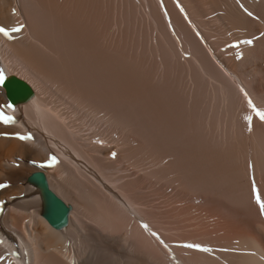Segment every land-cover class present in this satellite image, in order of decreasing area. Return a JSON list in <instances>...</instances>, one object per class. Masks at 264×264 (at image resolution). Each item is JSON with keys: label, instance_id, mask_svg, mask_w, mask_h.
Returning a JSON list of instances; mask_svg holds the SVG:
<instances>
[{"label": "bare ground", "instance_id": "6f19581e", "mask_svg": "<svg viewBox=\"0 0 264 264\" xmlns=\"http://www.w3.org/2000/svg\"><path fill=\"white\" fill-rule=\"evenodd\" d=\"M175 1L179 10L172 0H0L2 21L27 26L4 64L31 89L16 103L19 127L35 134L0 137L12 198L1 239L23 264H264L247 175L252 165L264 198V127L247 121L238 95L264 104V0L251 4L260 20L231 0ZM238 35L260 38L235 59L222 46ZM51 153L60 164L40 168ZM38 171L53 193L30 181ZM57 200L69 210L60 229L46 219ZM145 225L167 244L237 253L171 257Z\"/></svg>", "mask_w": 264, "mask_h": 264}, {"label": "water", "instance_id": "95a60500", "mask_svg": "<svg viewBox=\"0 0 264 264\" xmlns=\"http://www.w3.org/2000/svg\"><path fill=\"white\" fill-rule=\"evenodd\" d=\"M5 88L8 99L12 102L25 100L31 94V89L28 84L15 77L6 82ZM30 179L32 183H36L41 188H43L45 193H53L49 189V184L44 173L36 172ZM68 212V207L63 202L57 200L56 203H54L53 201H51L50 203H48L46 219L54 228L60 229L67 225Z\"/></svg>", "mask_w": 264, "mask_h": 264}, {"label": "snow or ice", "instance_id": "6c2138e0", "mask_svg": "<svg viewBox=\"0 0 264 264\" xmlns=\"http://www.w3.org/2000/svg\"><path fill=\"white\" fill-rule=\"evenodd\" d=\"M249 15H252V14L249 13ZM21 30H22L21 27H16V28L12 29V32H19ZM0 33H3L5 36L9 35V32L3 27H0ZM246 43L251 44L252 41L249 40V41H246ZM4 80H5V76L3 75V73H0V84H3ZM245 95H247V94H245ZM248 105H249V107H251L252 111L259 118L260 122L264 123V110L257 108L256 105L253 104V102L250 99L248 100ZM8 107L11 108L12 105H8ZM248 119H249V121H251V117H249ZM0 123H3L4 125H10V124L16 123V121L13 117L4 115L2 112H0ZM249 131H251V127H249ZM16 138L20 139L22 141L32 139L31 136H22L19 134H17ZM52 162H53V164L56 162L55 157L52 158ZM3 187H5V185L0 184V188H3ZM252 195H253V198H254L256 204L259 206L260 214L264 215V199L261 198V194H260L259 190L257 189L255 183H253V185H252ZM144 227L147 228V225H145ZM153 235H155V233H153ZM185 247L195 248V249L203 251V252L210 251V249H208V248H201L200 245H195V244H188V245H185Z\"/></svg>", "mask_w": 264, "mask_h": 264}, {"label": "rangeland", "instance_id": "374dc122", "mask_svg": "<svg viewBox=\"0 0 264 264\" xmlns=\"http://www.w3.org/2000/svg\"><path fill=\"white\" fill-rule=\"evenodd\" d=\"M256 18H257V17H256ZM256 18H253V19L256 20ZM257 19L260 20V18H257ZM256 22H257L258 24L260 23V22H258V21H256ZM260 27H261V26H260ZM250 34H251V33H250ZM231 35H234V34H231ZM261 36H263V33L261 34ZM256 38H260V37H259V36H256L254 39H256ZM246 69H247V67H246ZM250 69H251V68H249V70H250ZM251 71H252V70L248 71V72H250V74H249L250 77H252V79H253L255 82H257V81H261V80L259 79V76L256 77V79H257V81H256L255 78H254V76L252 75ZM150 166H151V165H149V168H148V165L146 166L148 170H151V169H150V168H151ZM131 170H132V171H131L132 173H134L135 171L137 172V170H134V171H133V169H131Z\"/></svg>", "mask_w": 264, "mask_h": 264}]
</instances>
